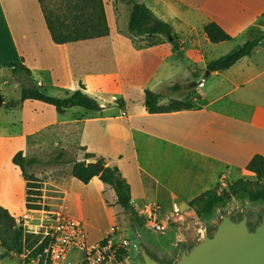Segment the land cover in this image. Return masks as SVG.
Listing matches in <instances>:
<instances>
[{
    "label": "crops",
    "instance_id": "1",
    "mask_svg": "<svg viewBox=\"0 0 264 264\" xmlns=\"http://www.w3.org/2000/svg\"><path fill=\"white\" fill-rule=\"evenodd\" d=\"M119 1L102 0L109 29L106 38L56 45L49 34L46 38L40 25L32 24V28H29L31 32L21 34L19 40L13 41L11 32L7 33L9 41H4L3 50L10 57L0 64L3 67L5 63L21 61L45 91L54 89L65 95L76 90L79 83L84 85L88 95L96 99L97 92L110 91L107 105L113 104L112 98L124 102L122 108L116 105L119 109L117 119L128 118L123 111L133 105L137 110L133 118L149 121L131 123L134 127L127 144L131 154L125 158L123 152L72 141V135L79 127L75 130L74 126L82 121L71 117L57 121L54 108L38 101H34L40 103L34 106L39 112L37 116L47 114L49 119L28 132L58 127L66 138L70 136L73 144L101 158L105 166L115 165L130 187L131 204L136 212L146 210L150 204L159 205L163 212L175 207L184 208L191 199L213 188L219 180H229L228 176L233 173L252 175L245 169L247 163L254 155L264 156V46L255 48L249 57L238 60L229 69L206 76L203 69L209 62L207 59H201L199 66L192 64L198 67L201 74L194 75L195 98L188 110L148 114L142 102L145 89L160 94L162 88L171 86L172 83L165 85L162 82V70L164 67H167V71L172 70L170 64H173V57L186 61L185 80L193 71L188 64L189 58L203 54L201 45L217 50L216 59L239 45L226 46L235 36L246 37V41L249 30L264 14V0H135L143 3L157 19L172 26L175 34L179 35L178 51L168 42L137 49L117 26L116 5ZM124 1L129 5L127 0ZM208 22L219 25L231 36V40L217 44L208 42L202 32V27ZM178 23L183 24V34L177 31ZM194 25H201V37L199 33L195 37L188 34ZM45 30L48 33L46 27ZM93 45L97 49H93ZM185 49L187 58L184 56ZM28 101L22 102V106L26 107ZM76 135L79 138L81 132ZM59 155L61 157L56 164L48 165H66L68 162L61 160L63 151L50 160ZM187 164L196 169L191 185L177 177L179 173H190L186 169ZM12 166L18 171L19 179L12 195L20 194L23 207L24 183L18 168ZM55 169V177L49 176L45 182L53 187L54 193L48 194L43 188V202L52 206L61 203L67 206L68 200H74L80 207L87 198L91 199L88 189L94 188L102 206L107 211L111 208L104 194L108 191L114 201L113 192L105 188L97 177L82 184L71 176V167L67 173H64V168ZM172 180L179 187L177 192L168 185ZM74 184L78 187H73ZM58 193H64L68 198L65 200ZM8 195L7 188L0 192V206L11 213L9 208L14 207V202ZM71 217L80 220L86 231L83 220L74 215ZM108 234L109 231H106L97 239L87 236V240L96 243ZM73 256V253L68 254V259Z\"/></svg>",
    "mask_w": 264,
    "mask_h": 264
},
{
    "label": "rangeland",
    "instance_id": "2",
    "mask_svg": "<svg viewBox=\"0 0 264 264\" xmlns=\"http://www.w3.org/2000/svg\"><path fill=\"white\" fill-rule=\"evenodd\" d=\"M116 8H118L116 9L117 26L121 33L129 39L130 36L126 31V25L130 6L124 0H120ZM32 24L33 26H36V24L40 25L46 38H48V33H46L36 0H0V63L10 57L3 50L4 41H9L7 33L11 32L13 41L15 39L19 40L21 34H29L31 32L29 28H32ZM182 26V23H178L176 26L177 31L181 34L184 33V30L181 28ZM199 26L201 25H194L188 34L195 37L199 33L201 37ZM262 30L264 31V26ZM177 38L179 40V35H177ZM245 39L246 37L241 38L235 36L226 46L241 44ZM132 41L134 46L135 44L139 45L135 37H133ZM207 46L203 48L201 45V51H203L202 56L195 54L189 58L190 63L188 64L191 67L190 70L193 71L192 75H189L185 80H183V77L185 75L186 61H181L179 58L173 57V64H170V67H173L172 70L167 71V67H164L165 69L162 70V82L164 81L165 85L172 84L160 90L162 104H167L173 99L193 101L195 98L192 83L195 80L194 75L198 76L201 74L197 66L201 63V59L205 58L207 61L214 60L215 55L218 53L217 50H211ZM94 48L97 49L93 45ZM187 55L188 52L185 49V58H187ZM192 64L197 66L193 67ZM175 84L178 85V90L170 91L169 88ZM23 85H25L24 81L12 76L9 70L3 68L0 64V192L6 190V188L9 190L8 196L14 202V207L9 208L11 210L10 214L15 219L20 220L23 209L34 212L59 211L68 216L74 215L86 224V234L91 239H97V237L106 231H109V233L112 231L120 236H124L128 240L130 239L131 244H134V246L126 248L127 252L121 257L120 261L115 256L110 264H142L139 259V247H144L148 254L159 261L174 262L181 249H187L186 247L190 244L194 245L203 231L210 232L224 214L230 213L235 220L245 215L248 226L250 227L257 224L260 217L264 214V201L253 202L247 196L241 198L232 197L222 206L213 209L209 215L202 218L197 217L194 211L187 205V207L181 208L186 216L182 223L172 224L164 232H153L146 227L145 218L139 215L138 212V216L143 218L142 224L131 221L127 214L123 213L114 205L112 194H109L108 191L104 194V198L109 202L111 207L108 211L102 206L101 199L96 196V190L94 188L88 189L91 199L87 198L80 207L77 206V202L74 200H68L67 206L64 203L52 206L46 201L43 202L41 192L43 188L47 190L48 194L54 193L52 192L53 187L50 184L47 185L45 182L49 176L55 177V168H64V173L69 172L71 163L81 160L83 154L86 152L85 148L78 147L72 141H79L109 151L116 150L123 152L125 153V158H127L131 154V149L127 145L132 135V128L134 127L131 123L149 121V119L133 118L135 116L134 114L137 113L133 105H129L123 111L124 115L128 118L117 119L116 115H118L119 109L112 103L107 105L111 94L109 93L110 91L104 90L103 93L97 92L96 94L98 95L97 99L100 106L106 108L102 113H87L78 108L67 110L63 116L55 113V119L57 121L70 117L73 120L82 121V123L80 122L74 126L75 130L79 126L76 131L77 134L81 132L79 138H77L75 133L72 135L71 141L70 136L66 138L65 133L60 131L58 127L40 128L35 132L29 133L28 131L35 129L40 122L47 121L49 116L47 114L37 116L39 112L36 111L34 106L38 102L28 101L26 107L22 106V103L19 102V95L20 88ZM46 93L54 97L64 96L63 92L54 89L48 90ZM112 101L114 102L116 99L112 98ZM19 137L23 138L19 139ZM18 151H21L26 158L33 157L40 161V163L27 169V174H31L40 180L41 193L40 200L33 203L29 209H26L24 204L23 207L20 204V194L12 195L13 189L19 182V179L18 171L11 165V158ZM61 151L64 152L61 160L68 162L66 165L57 166L45 164ZM186 169L190 172L188 175L179 173L177 177H179L178 180L181 182L191 185L196 169L195 167L191 168L188 164ZM239 178L254 181L253 175L233 173L228 176L230 181L221 179L217 182L219 184L218 192L226 189L227 183ZM168 185L175 192L179 190L174 180L171 181V185L169 183ZM80 186L83 185L80 184ZM73 187L77 188L78 186L74 184ZM255 188L253 186V189ZM58 195L65 200L68 198L64 193H58ZM40 215V213L33 214V226L29 227V229L23 227L25 233L30 235L29 239L32 242L39 243L45 236V229L41 225ZM24 248V252L21 255H16L14 253H6L0 247V264H37V261L30 260L28 257L30 249L27 243L24 244Z\"/></svg>",
    "mask_w": 264,
    "mask_h": 264
},
{
    "label": "trees",
    "instance_id": "3",
    "mask_svg": "<svg viewBox=\"0 0 264 264\" xmlns=\"http://www.w3.org/2000/svg\"><path fill=\"white\" fill-rule=\"evenodd\" d=\"M36 1L50 39L56 45L92 41L108 36L109 29L102 0ZM127 3L130 6V11L126 31L130 36L129 40L132 41L133 37L137 39V44H139H135L137 49L168 42L175 51L179 50L180 42L169 23L157 19L143 3H138L135 0H127ZM263 19L264 14L249 30L246 41L235 46L226 54L207 62L203 69L204 75L227 70L238 60L249 57L255 48L264 46ZM202 32L208 42L213 44L231 40V36L214 22L206 23L202 27ZM3 67L9 70L12 76L24 81L25 85L20 88V103L26 100L38 101L52 106L58 115L72 108L82 109L87 113H102L104 110L96 98L85 92V87L81 83L72 93H67L62 97H54L48 95L43 86L37 84L32 78L30 70L21 61L5 63ZM178 88V85L175 84L169 89L170 91H177ZM113 104L122 108L124 102L116 100ZM142 105L148 114H164L188 110L192 107L190 101L177 99L162 104L161 95L148 89L143 91ZM60 157L61 155L45 164H56ZM90 161L104 165L101 158L85 152L81 160L72 163L71 176L82 184H87L93 177H97L105 188L113 192L114 205L127 214L131 221L142 224L143 218L138 216L131 204L130 187L121 176L118 168L115 165H104L103 171L99 172L89 164ZM11 163L19 170L20 179L24 183V206L29 209L33 203L40 200L41 193L40 180L31 174H27V169L40 162L35 158H25L22 152L18 151L11 158ZM245 169L254 176V181L239 178L227 183V188L220 192H218L219 184H216L213 188L191 199L187 203L188 207L194 211L197 217L202 218L232 197L247 196L253 202L264 201V156L254 155ZM253 186L256 188L253 189ZM29 238L30 235L25 233L22 222L15 219L6 208L0 206V247L6 253L21 255L25 249L24 244L27 243L30 249L29 259L37 261V264H48L45 250L49 244V237L44 236L39 243L32 242ZM192 246L190 244L186 248L189 249ZM126 252V248L121 249L116 254V259L120 261ZM151 257L155 259L153 256ZM159 262L162 264L173 263V261Z\"/></svg>",
    "mask_w": 264,
    "mask_h": 264
},
{
    "label": "built area",
    "instance_id": "4",
    "mask_svg": "<svg viewBox=\"0 0 264 264\" xmlns=\"http://www.w3.org/2000/svg\"><path fill=\"white\" fill-rule=\"evenodd\" d=\"M37 213L41 214V225L45 236L49 237L45 250L48 264H110L121 249L134 246L127 238L112 231L103 240L89 243L82 222L59 211L25 210L20 217L22 226L26 229L33 226V214ZM138 213L153 232H164L170 225L182 223L186 217L180 207L163 212L157 204H150ZM70 253L74 256L68 259Z\"/></svg>",
    "mask_w": 264,
    "mask_h": 264
},
{
    "label": "water",
    "instance_id": "5",
    "mask_svg": "<svg viewBox=\"0 0 264 264\" xmlns=\"http://www.w3.org/2000/svg\"><path fill=\"white\" fill-rule=\"evenodd\" d=\"M89 164L102 172L104 165ZM142 264H162L139 247ZM172 264H264V214L250 227L243 215L235 220L226 213L210 232L203 231L189 249H181Z\"/></svg>",
    "mask_w": 264,
    "mask_h": 264
},
{
    "label": "bare ground",
    "instance_id": "6",
    "mask_svg": "<svg viewBox=\"0 0 264 264\" xmlns=\"http://www.w3.org/2000/svg\"><path fill=\"white\" fill-rule=\"evenodd\" d=\"M130 240V239H129Z\"/></svg>",
    "mask_w": 264,
    "mask_h": 264
}]
</instances>
